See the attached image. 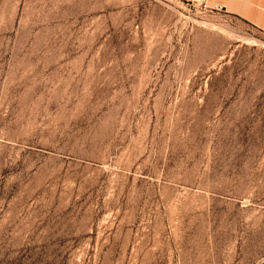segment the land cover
<instances>
[{
  "label": "rangeland",
  "instance_id": "374dc122",
  "mask_svg": "<svg viewBox=\"0 0 264 264\" xmlns=\"http://www.w3.org/2000/svg\"><path fill=\"white\" fill-rule=\"evenodd\" d=\"M0 264H264V32L0 0Z\"/></svg>",
  "mask_w": 264,
  "mask_h": 264
},
{
  "label": "crops",
  "instance_id": "0c3cea01",
  "mask_svg": "<svg viewBox=\"0 0 264 264\" xmlns=\"http://www.w3.org/2000/svg\"><path fill=\"white\" fill-rule=\"evenodd\" d=\"M229 14L238 16L264 32V0H213Z\"/></svg>",
  "mask_w": 264,
  "mask_h": 264
},
{
  "label": "built area",
  "instance_id": "2783aa9c",
  "mask_svg": "<svg viewBox=\"0 0 264 264\" xmlns=\"http://www.w3.org/2000/svg\"><path fill=\"white\" fill-rule=\"evenodd\" d=\"M215 8L217 9V8H219L218 6H215Z\"/></svg>",
  "mask_w": 264,
  "mask_h": 264
}]
</instances>
